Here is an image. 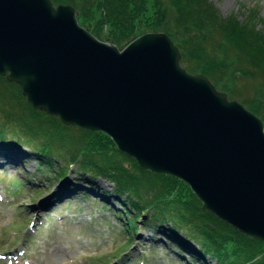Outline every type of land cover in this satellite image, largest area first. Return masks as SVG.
I'll list each match as a JSON object with an SVG mask.
<instances>
[{"label": "water", "instance_id": "1", "mask_svg": "<svg viewBox=\"0 0 264 264\" xmlns=\"http://www.w3.org/2000/svg\"><path fill=\"white\" fill-rule=\"evenodd\" d=\"M162 32L119 49L72 6L0 0V76L33 109L107 135L142 170L184 182L202 210L264 242V125L180 65Z\"/></svg>", "mask_w": 264, "mask_h": 264}, {"label": "rangeland", "instance_id": "2", "mask_svg": "<svg viewBox=\"0 0 264 264\" xmlns=\"http://www.w3.org/2000/svg\"><path fill=\"white\" fill-rule=\"evenodd\" d=\"M208 1L217 10L216 16L218 14L220 19L249 21L264 38V0ZM160 9L161 5L155 0H146V14L156 12L159 18L162 14ZM81 10L87 15L91 12L83 7ZM75 14L78 21L76 11ZM97 17L99 23L94 18L91 20V26L108 38V41H121V44L117 45L120 49L124 48L130 39L135 38L132 36L123 39L121 28L111 23L105 24L100 15ZM166 17L168 21L161 22L162 28L169 26L173 37L181 45L189 41L193 34L201 36L199 31L194 33L193 28L186 30L179 26L174 17L170 18L168 14ZM135 23H141L142 29L146 27L145 20ZM87 30L92 32L90 28ZM156 32L164 33L162 29ZM215 53L216 58L223 57L219 50ZM220 69L222 72L231 71V66L228 69L227 66ZM3 79L4 76H0V104L5 108L0 111V126L6 123L4 138L9 143H6V140L0 141V252L3 253L0 255V264H122L129 256L134 257L130 264H215L214 259L209 256H202L200 259L192 257L189 249H196L192 242L184 247L179 246L173 239L176 235L169 225L160 227L149 222V211L140 214L139 218L133 221V230V225H130V222L126 224V221L129 215L132 220L134 214L126 205L120 204L123 197L116 200L118 197L114 196L113 185L109 181L81 174L73 164L70 165L71 170L66 178L58 180L50 167L49 171L45 166H39L45 164L35 153V146L40 148L39 145L44 144L41 135L45 136L44 140H49V135H52L59 125H65L58 117L33 109L22 95L20 86ZM219 85L227 91L239 87L237 82H232L224 76ZM220 88L216 89L228 98L225 89ZM16 122L25 124L24 127L32 131L34 124L43 127L42 131L37 130L40 131L39 138L34 137L32 142L18 140L17 135L23 136L26 128ZM8 125L15 135L8 131ZM60 159L58 157L53 160L52 166L58 168L66 163ZM86 186L89 189L84 191ZM60 189L63 193L60 194L61 197L56 198L55 192ZM104 192L109 195L102 199ZM84 194L85 196H82ZM113 201H117L116 207ZM40 202L51 203L47 206L51 209L44 208ZM118 206L128 210L129 215L124 212L121 214ZM30 224L36 228L32 235L28 233L32 229ZM181 234L178 232L176 238H181Z\"/></svg>", "mask_w": 264, "mask_h": 264}, {"label": "trees", "instance_id": "3", "mask_svg": "<svg viewBox=\"0 0 264 264\" xmlns=\"http://www.w3.org/2000/svg\"><path fill=\"white\" fill-rule=\"evenodd\" d=\"M155 1L161 5L159 11L162 14L159 18L156 12L151 15L145 13L146 0H51L53 5L72 6L79 16L80 26L86 30L90 28L92 32L87 31L97 39L115 46L121 44V41H108V38L91 26L92 19L95 18L99 23L97 16L100 15L105 24L111 23L121 28L123 39L132 36L136 38L143 33L162 29L178 47L180 65L187 72L205 75L216 88H220L219 82L223 76L237 82V89H220L227 92L229 99L239 101L260 118L264 125V38L256 27L249 21L220 19L218 14L216 16L217 10L208 0ZM81 7L91 11L90 14H83ZM166 14L170 18L174 17L182 28H193L194 33L199 31L201 36L193 34L189 41L181 45L173 37L169 26L162 28L161 22L168 21ZM141 20L146 23L143 29L141 23H135ZM217 50L223 56L221 59L216 58ZM226 66L227 69L231 66V71L222 72L220 68L225 69ZM2 109L5 108L0 104L1 112ZM16 124L26 128L25 124ZM5 126L6 123L0 126V141H7L4 138ZM7 128L12 132L10 125ZM32 128L34 131L26 128L25 134L17 135V139L25 142H32L34 137L38 139L40 131L37 130L42 131L43 127L34 124ZM55 130L49 135V140H44L45 136L41 135L44 144L41 143L40 148L35 146V153L45 161V164L39 166H45L49 171L51 169L58 180L66 177L73 164L81 174L109 181L113 185V193L123 197V204L128 205L129 211L134 214L132 220L129 215L126 221L133 225V230V221L140 214L149 211L150 223L169 225L176 236L178 232L182 233L181 238L174 237L179 246L184 247L189 242L194 244L197 249H189L194 258L209 256L214 259L215 264H264V243L246 238L203 211L201 203L181 180L142 170L135 160L119 152L111 139L101 132L60 125ZM13 134L14 132L11 135ZM58 157L66 163L57 168L52 166V161Z\"/></svg>", "mask_w": 264, "mask_h": 264}, {"label": "bare ground", "instance_id": "4", "mask_svg": "<svg viewBox=\"0 0 264 264\" xmlns=\"http://www.w3.org/2000/svg\"><path fill=\"white\" fill-rule=\"evenodd\" d=\"M2 165H0V167H1ZM48 205V204H47ZM44 206H46V205H44Z\"/></svg>", "mask_w": 264, "mask_h": 264}]
</instances>
